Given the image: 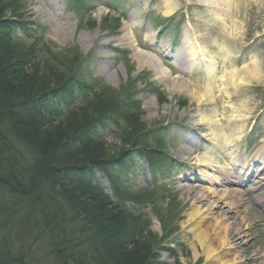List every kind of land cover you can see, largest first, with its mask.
<instances>
[{"label": "rangeland", "instance_id": "374dc122", "mask_svg": "<svg viewBox=\"0 0 264 264\" xmlns=\"http://www.w3.org/2000/svg\"><path fill=\"white\" fill-rule=\"evenodd\" d=\"M50 2L20 0L14 14L26 21L17 23L16 37L36 47L29 55L32 63L45 71L57 67V59L76 61L80 79L124 89L142 104L145 127L165 132L170 156L155 171L141 155L116 167L121 185L153 199V205L142 206L157 242L151 263L208 264L200 252L196 257L186 228L191 207H201L211 219L209 209L219 205L225 210L220 220H245L249 230L242 252L250 256L264 250V0ZM126 30L129 41L122 39ZM86 36H95L89 46ZM129 42L150 57L143 68ZM254 62L260 70L252 76L236 73ZM185 81L192 85L193 98L181 90ZM173 82L177 85L170 88ZM97 131L110 152L121 150L122 134L114 126L100 124ZM224 175L232 182L222 181ZM238 176L244 182L235 180ZM214 179L220 183H211ZM95 181L113 196L102 173ZM202 187H212L218 196L225 188L238 192L223 199L211 194L202 203ZM8 199L0 190V202ZM23 211L28 214L30 208ZM9 212L0 218V251L4 245L14 263L60 264L46 241L21 230L23 214ZM11 214L19 228L6 224ZM161 238L164 242L158 243Z\"/></svg>", "mask_w": 264, "mask_h": 264}, {"label": "trees", "instance_id": "16d2710c", "mask_svg": "<svg viewBox=\"0 0 264 264\" xmlns=\"http://www.w3.org/2000/svg\"><path fill=\"white\" fill-rule=\"evenodd\" d=\"M19 3L0 0V190L9 197L0 218L23 214L21 230L46 241L60 264H152L157 242L142 206L153 199L121 185L116 167L141 155L155 171L170 156L164 133L145 127L142 104L124 89L80 79L76 61L57 59L45 71L33 64L36 47L15 33L26 22L14 15ZM100 124L121 132V150L110 152ZM12 214L5 222L19 228ZM1 250L0 264H13Z\"/></svg>", "mask_w": 264, "mask_h": 264}, {"label": "bare ground", "instance_id": "6f19581e", "mask_svg": "<svg viewBox=\"0 0 264 264\" xmlns=\"http://www.w3.org/2000/svg\"><path fill=\"white\" fill-rule=\"evenodd\" d=\"M50 4V0H45ZM223 2L226 0H222ZM101 13L103 9L99 10ZM88 41V46L93 43L95 36H86ZM92 37V38H91ZM235 37V36H234ZM123 41H129L130 36L128 30H126L122 36ZM233 38H231L232 41ZM130 45L134 49L133 57L138 61L139 67L143 68L147 65V61L150 58L146 53L141 50H138L134 47V45L129 42ZM195 55V54H194ZM260 70V64L258 62H254L253 64H249L248 66L242 68L236 73L241 72L245 74V76H252L254 72ZM157 75H158V70ZM167 72L166 70H163ZM160 72V70H159ZM162 72V71H161ZM234 73V74H236ZM240 75V77H244ZM237 75V74H236ZM225 82V81H224ZM227 83V82H225ZM177 84L173 82L170 88H173ZM191 84L187 81L184 82L181 90L188 92L191 98L195 96V92L191 88ZM226 183H231L232 180H227L225 175L221 179ZM235 180H239L240 182H244L241 176L236 177ZM236 183V181H233ZM211 183L219 184V180H212ZM193 190L197 191L198 186H192ZM202 193L200 198L202 203L209 201V195H213L217 197L219 192L213 189L212 187H202ZM238 191L235 189L223 190V195L218 196L219 199H223L224 197L234 196ZM217 202V200H215ZM264 202V200H263ZM210 213L212 215L211 219L208 214L202 211L201 207H191L189 211L186 212V223H187V231L191 234L190 238L192 241V245L196 244L195 252L196 257H198L199 252L204 256L207 260L208 264H264V250H259L254 252L252 255L248 256L244 252H242V246L245 243L246 239V231L249 230L246 226L245 220H242L239 224H235L231 220L233 218L221 219L225 210L219 205L212 206L210 209ZM212 219L214 220L212 222Z\"/></svg>", "mask_w": 264, "mask_h": 264}]
</instances>
